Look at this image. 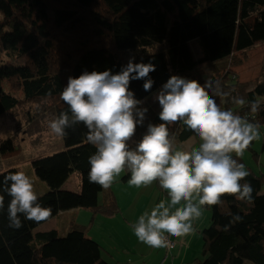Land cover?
Returning a JSON list of instances; mask_svg holds the SVG:
<instances>
[{
  "label": "trees",
  "instance_id": "obj_1",
  "mask_svg": "<svg viewBox=\"0 0 264 264\" xmlns=\"http://www.w3.org/2000/svg\"><path fill=\"white\" fill-rule=\"evenodd\" d=\"M192 40L200 47V58L193 55ZM263 42L264 0H0V116L22 104L40 101L46 102L44 106H49L53 117L59 115L68 110L59 94L69 76L78 77L85 70L110 69L115 74L134 58L136 63L151 61L155 65L149 74L154 81L150 91L144 90V79L131 81L130 90L137 99L149 102L172 75L201 84L211 78L219 81L224 91L246 101L244 106L225 102L221 104L225 110L251 118L247 102L260 100L255 122L261 127L264 68L253 87L246 89L234 66L242 62L240 53ZM223 61L227 64L219 67ZM215 99L220 104V98ZM146 107L148 122L160 123L158 101ZM169 129L178 142L196 136L182 124L169 125ZM66 132L62 150L32 160L36 177L48 187L38 196L39 203L51 208L49 219L79 208L94 215L118 213L112 188L101 203L99 195L104 189L89 182V157L96 149L87 142V129L78 124ZM254 142L248 149L254 151ZM18 150L11 139L0 144L1 156ZM238 159L243 163V158ZM247 170L250 175L241 183L251 184L252 200L240 202L224 196L220 205L204 208L210 212V223L201 231L202 258L190 264H264V175ZM73 174L79 180L78 192L63 188ZM129 178L126 172L122 181ZM0 195L4 197L0 264H111L103 258L102 245L78 224L73 223L64 236L57 229L35 231L49 219L37 223L21 216V228L9 227L11 197L3 191ZM235 214L241 220L231 222Z\"/></svg>",
  "mask_w": 264,
  "mask_h": 264
},
{
  "label": "clouds",
  "instance_id": "obj_2",
  "mask_svg": "<svg viewBox=\"0 0 264 264\" xmlns=\"http://www.w3.org/2000/svg\"><path fill=\"white\" fill-rule=\"evenodd\" d=\"M155 65L136 63L134 58L115 74L111 70L83 71L69 76L60 92L67 111L46 121L56 137L67 135L66 129L83 124L87 142L96 151L90 155V183L109 189L122 173H129L130 186L147 187L158 182L167 199H160L129 226L138 240L155 249L171 248L169 237L185 238L196 231L195 222L203 209L218 206L222 197L250 202L253 188L245 181L250 175L239 162L253 141L260 139V124L255 114L260 100L247 102L249 115H239L221 104L244 106L246 101L233 96L219 81L199 80L172 75L154 94L160 106V123L148 122L146 131L134 141L137 128L144 126L147 107L130 90L132 80L144 79L145 91L154 81L149 74ZM220 98V104L215 97ZM182 124L199 138V146L178 148L169 125ZM0 180V191L11 197L8 203L9 227L23 226L21 216L37 223L48 220L50 207L39 203L34 180L22 169L9 171ZM4 197L0 195V210ZM239 214L231 222L240 221Z\"/></svg>",
  "mask_w": 264,
  "mask_h": 264
},
{
  "label": "rangeland",
  "instance_id": "obj_3",
  "mask_svg": "<svg viewBox=\"0 0 264 264\" xmlns=\"http://www.w3.org/2000/svg\"><path fill=\"white\" fill-rule=\"evenodd\" d=\"M190 47L194 57L200 58L202 53L198 43L195 40H192L190 42ZM239 56L240 57L238 58H241L242 62L241 64L234 66V70L236 72L238 80L246 85V89H251L255 81L262 75V69L264 68V42L255 45L245 54L240 53ZM226 64L227 62L223 61L219 63L218 66L223 67ZM148 101L149 102L144 101L143 105L141 106L146 107L147 103L152 104L157 100L154 99L153 95L150 99H148ZM44 103L46 102L40 101L27 103L24 105L22 104L19 107L15 108L13 111L7 112L0 116V144L8 139H11L14 145H16L19 149L14 155H0V172L14 167L18 170H24L32 179L34 178L33 180L35 191L38 184H41L42 181L38 177H36L34 173L32 160L38 157L53 154L57 151L62 150L64 147L63 138L54 136L47 128L46 121L48 119H51L53 115L49 106H44ZM147 118L148 117H146L145 122H148ZM145 131L146 129L142 130L141 126L138 127L134 139L137 138L136 141H138ZM199 143L200 141L197 136L192 137L186 142L176 141L177 147L183 148L184 150H190L193 147H198ZM253 149L257 154L255 155L254 151L247 149L242 157L243 163L245 164L246 169L252 168L257 174L264 175V125L260 127V139L255 140ZM125 173H122L119 177H117L116 181L111 186L114 194L117 193V195H119V205L121 207V210L123 211L120 217H117V219L114 217L112 221L121 226H123V224H126V222L130 225L131 223H133L131 222L132 218L137 217L135 219L137 220L145 210H149L155 203H158L160 199H167V196H165L161 189L157 186V183H153L152 185L147 187L139 188L130 186L128 184V181H122V177L125 175ZM67 187L71 190L79 189L76 178L74 176H72L70 181L67 183ZM107 194L108 192L105 189L100 192L99 199L101 203L105 201ZM203 212H208L210 223V212L206 209H203ZM123 215H126L128 220H123ZM91 218V211H89L88 209L79 208V214L76 216L79 225L87 227V225L90 224ZM65 219L66 216L61 217V223ZM110 224L107 226L108 229L106 228V232L104 233L106 237H109L107 239H110L105 245H108L111 242L112 238L115 239L114 236L111 237L108 235ZM133 234V231L127 229L126 231L119 232V235L116 238L119 247L121 248L122 245L125 246L126 244H124V242L130 243V239H134ZM133 243H141L143 244V246H145V244L140 242L138 239H134ZM201 245V250L199 251L198 256L194 257L192 261L196 258H202L203 240L201 242ZM130 253L137 252L136 250L130 249ZM127 255L128 253L126 252H120L115 257L122 258ZM132 256H135V254H132ZM105 257L108 260L105 259ZM103 258L111 264H118V261H112L105 255L103 256ZM149 261L150 260L147 256L146 258L145 256H142V261L138 264H150ZM153 264H159V260L156 262L153 261ZM160 264H163L161 259ZM167 264H171V261H168Z\"/></svg>",
  "mask_w": 264,
  "mask_h": 264
},
{
  "label": "crops",
  "instance_id": "obj_4",
  "mask_svg": "<svg viewBox=\"0 0 264 264\" xmlns=\"http://www.w3.org/2000/svg\"><path fill=\"white\" fill-rule=\"evenodd\" d=\"M72 176L76 178V182L79 187V189H73L72 191L78 192L80 190L78 177L76 176V174H73ZM72 176H70L67 179V181L64 183L63 185L64 189L68 188L67 183L70 181ZM47 189L48 187L46 186V184L42 182L41 184H38V186L36 187V192L39 195V194L46 192ZM67 190H71V189L68 188ZM115 195H116L118 204H120L119 195H117V193ZM164 195L167 196V194L165 193ZM119 208H120V211L113 215H107L103 213H97L94 215L92 213L90 224H88L87 227L82 226L85 228L87 236L93 238L94 240L98 241L102 245V247L104 248L103 256L104 255L107 256L112 261H118V264L123 263V262L138 264L139 262L142 261V256H145V258L147 256L148 259L150 260L149 261L150 264H153V261L156 262L158 260L160 264V259L162 260L163 264H167L168 261H171V264H190L192 259L198 256L199 251L201 250V246H202L201 245V242H202L201 231L203 230L205 226L207 227V225L209 224L208 212H203L204 214L201 217V219L195 222L196 231L192 235L185 237V238L172 237L176 244L174 248L170 250H168L167 248L155 249V248H151L147 246L146 244L145 246H143V244L141 243L140 244L133 243L134 239H138L135 236V234H133L134 239H130V243L124 242V244L126 245L125 246L122 245V247L120 248L118 245V242L116 241V238L118 237L119 232L126 231V229L130 231H133V230L130 228L127 222L126 224H123V226H121V225H117L114 221H112L114 217L117 219V217H120V215H122L123 211L121 210L120 205H119ZM78 214H79V209H71L68 211H63L59 213L57 216L40 224L36 228L35 231L37 232L38 231H50L53 229H57L60 235L64 236L68 232V230L70 229L73 223L78 224V221L76 219V216ZM63 216H66V219L62 221L61 223L60 218ZM136 218L137 217L132 218L131 222H135ZM122 219L128 220L126 215H123ZM109 224L110 226L108 230V235L111 237L114 236L115 239L112 238L111 242L108 245H105L110 240V239H107L109 237H106L104 235V233L106 232V228ZM130 249L136 250L137 253H130ZM120 252H123V253L126 252L128 253V255L122 258H119V257L116 258L115 256L119 254ZM132 254H135V256H132ZM105 259L107 258L105 257Z\"/></svg>",
  "mask_w": 264,
  "mask_h": 264
},
{
  "label": "built area",
  "instance_id": "obj_5",
  "mask_svg": "<svg viewBox=\"0 0 264 264\" xmlns=\"http://www.w3.org/2000/svg\"><path fill=\"white\" fill-rule=\"evenodd\" d=\"M169 239L172 242V247H173L175 245V242L171 239V237H169ZM172 247L171 248H167V249L170 250V249H172Z\"/></svg>",
  "mask_w": 264,
  "mask_h": 264
}]
</instances>
